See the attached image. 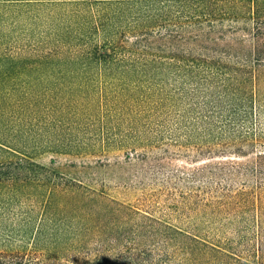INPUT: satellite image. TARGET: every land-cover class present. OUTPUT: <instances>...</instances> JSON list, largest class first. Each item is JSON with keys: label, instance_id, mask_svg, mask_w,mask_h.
<instances>
[{"label": "trees", "instance_id": "trees-1", "mask_svg": "<svg viewBox=\"0 0 264 264\" xmlns=\"http://www.w3.org/2000/svg\"><path fill=\"white\" fill-rule=\"evenodd\" d=\"M8 70L0 158L139 169L63 180L0 264H264V0H0Z\"/></svg>", "mask_w": 264, "mask_h": 264}, {"label": "rangeland", "instance_id": "rangeland-1", "mask_svg": "<svg viewBox=\"0 0 264 264\" xmlns=\"http://www.w3.org/2000/svg\"><path fill=\"white\" fill-rule=\"evenodd\" d=\"M18 71L20 69L16 72ZM25 72H27L25 75H28L30 71ZM9 73H11L9 70L1 73L0 82L9 84L11 75ZM34 74L41 77L45 71ZM0 129H12V126L9 128L7 122L0 118ZM19 157L0 158V244H21L27 240L29 237L27 233L24 239L18 236L21 229L31 231L38 226L39 228L45 226V229L57 227L59 207L54 196L63 180L82 179L96 183L110 181L107 185L114 186L124 172L139 169V165L134 163L129 165L130 162L123 159L118 163L108 161L100 165L96 159L70 157L45 151L31 153L30 157ZM162 157L165 156H158L160 159ZM171 165L176 168L185 166L179 161H174ZM5 168L8 169L7 176L4 173ZM48 195L53 198L48 199ZM48 215L51 220H48Z\"/></svg>", "mask_w": 264, "mask_h": 264}]
</instances>
